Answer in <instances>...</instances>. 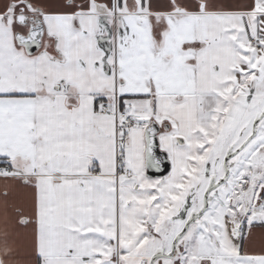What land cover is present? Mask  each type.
<instances>
[{
  "label": "snow or ice",
  "instance_id": "obj_1",
  "mask_svg": "<svg viewBox=\"0 0 264 264\" xmlns=\"http://www.w3.org/2000/svg\"><path fill=\"white\" fill-rule=\"evenodd\" d=\"M0 181V264H264V0H0Z\"/></svg>",
  "mask_w": 264,
  "mask_h": 264
},
{
  "label": "crops",
  "instance_id": "obj_2",
  "mask_svg": "<svg viewBox=\"0 0 264 264\" xmlns=\"http://www.w3.org/2000/svg\"><path fill=\"white\" fill-rule=\"evenodd\" d=\"M4 190H5L4 183L3 181H0V219H2V216H3V206H4L3 192ZM23 197H24L23 190L16 188V187H10L9 197H8L9 204H12V203L18 204L22 201ZM0 247H2V244H0ZM16 248H17V252H16L15 260L17 261V264H29L31 260V255H30V248L27 242L23 239L18 240L16 242Z\"/></svg>",
  "mask_w": 264,
  "mask_h": 264
}]
</instances>
